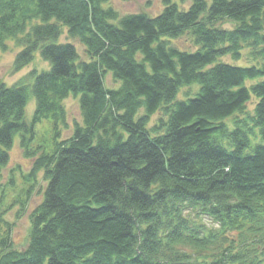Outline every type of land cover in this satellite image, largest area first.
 <instances>
[{
  "label": "trees",
  "instance_id": "1",
  "mask_svg": "<svg viewBox=\"0 0 264 264\" xmlns=\"http://www.w3.org/2000/svg\"><path fill=\"white\" fill-rule=\"evenodd\" d=\"M106 1L0 0V50L21 48L13 71L37 51L49 63L0 82V170L16 134L35 158L20 211L38 173L46 180L24 248L12 244L11 206L0 209V264H264V0H189L186 10L163 0L154 17H119ZM64 31L88 60L59 40ZM183 35L193 50L175 44ZM244 50L247 66L219 61ZM68 97L82 123L61 140ZM44 118L49 150L32 145Z\"/></svg>",
  "mask_w": 264,
  "mask_h": 264
},
{
  "label": "rangeland",
  "instance_id": "2",
  "mask_svg": "<svg viewBox=\"0 0 264 264\" xmlns=\"http://www.w3.org/2000/svg\"><path fill=\"white\" fill-rule=\"evenodd\" d=\"M208 3L211 0H207ZM175 3L179 9H187L190 5V1L181 2V0H171ZM103 7L111 8L115 10L119 17L127 14L145 13L150 17L156 16L161 13L164 7L163 0H107ZM233 24L231 22H223L222 27L224 29H231ZM62 42H72L76 47L77 53L82 60H88L84 48L75 40L67 36L65 31L59 38ZM175 44L181 48L194 49L189 36L183 35L175 39ZM178 47V48H179ZM180 48V49H181ZM21 48L17 46L13 41L7 42V48L3 51L0 50V82L6 85H12L18 81L21 77L26 75L29 71L36 69L37 71L49 69V63L45 62L39 51L34 55V59L23 67L20 71L15 72L12 69L13 60L16 53ZM139 57V55H138ZM219 61L237 65L247 66L253 61L250 56L247 55V50H244L242 57L238 60H233L229 55L222 57ZM252 81H246V85H250ZM104 84L107 88H117L120 83L114 80L111 73H106L104 77ZM198 87V85H196ZM196 90L195 86L182 89L179 96H182L183 92H193ZM254 99L247 104L248 109H252L254 106ZM65 109V124L60 125L59 138L64 140L69 138L73 134L74 124L82 123V116L80 113L78 98L68 97L63 101ZM35 109V100L33 96H30L25 108V120L29 121L32 118ZM141 111V110H140ZM140 113V112H139ZM160 114H154L150 117L147 128L153 127L157 123V117ZM232 120L229 118V123L232 125ZM53 124L50 119L44 118L40 122H37L34 126V139L32 145H40L46 150H49L53 145L54 137ZM20 136L16 134L13 139V145L9 150V159L7 165L0 170V209L11 206V210L5 213V218L13 223L11 228L12 244L16 248H24L27 245L28 232L30 227L29 216L31 212L41 203L43 198V192L46 187V180L43 178L42 172L36 176V183L33 186L28 196L23 195L22 200L25 202V206L20 211L18 199H20L23 191H26L32 183H23L24 174H27L32 166L34 157H26L24 150L20 146Z\"/></svg>",
  "mask_w": 264,
  "mask_h": 264
}]
</instances>
